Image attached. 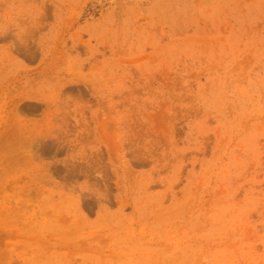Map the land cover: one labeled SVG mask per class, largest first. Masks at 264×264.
Masks as SVG:
<instances>
[{
  "label": "rangeland",
  "instance_id": "1",
  "mask_svg": "<svg viewBox=\"0 0 264 264\" xmlns=\"http://www.w3.org/2000/svg\"><path fill=\"white\" fill-rule=\"evenodd\" d=\"M0 264H264V0H0Z\"/></svg>",
  "mask_w": 264,
  "mask_h": 264
}]
</instances>
